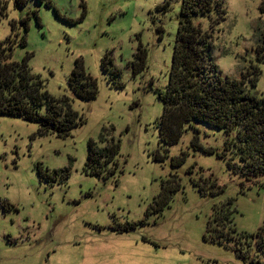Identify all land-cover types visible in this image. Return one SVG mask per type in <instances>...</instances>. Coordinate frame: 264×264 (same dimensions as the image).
<instances>
[{
	"label": "rangeland",
	"instance_id": "rangeland-1",
	"mask_svg": "<svg viewBox=\"0 0 264 264\" xmlns=\"http://www.w3.org/2000/svg\"><path fill=\"white\" fill-rule=\"evenodd\" d=\"M224 2L214 56L224 76L241 79L256 63L264 0ZM180 8L181 0H0V43L11 37L13 59L27 58L46 90L68 97L85 120L61 138L0 116V264H251L207 239L206 228L215 206L233 199L237 230L264 237V175L233 172L220 157L226 134L204 123L169 147L158 137ZM140 50L144 66L135 62ZM107 53L119 77L104 71ZM258 66L256 86L248 84L264 99ZM76 69L95 80V98L72 92ZM101 137L120 144L115 176L84 172L89 141L103 146ZM58 169L70 177L43 175Z\"/></svg>",
	"mask_w": 264,
	"mask_h": 264
},
{
	"label": "trees",
	"instance_id": "trees-1",
	"mask_svg": "<svg viewBox=\"0 0 264 264\" xmlns=\"http://www.w3.org/2000/svg\"><path fill=\"white\" fill-rule=\"evenodd\" d=\"M226 13L224 0H181L169 79L165 90L158 92L163 111L155 123L160 143L166 147L178 143L194 121L223 130L227 138L220 157L233 172L251 181L264 175V99L252 93L248 84L256 86L261 75L258 63L264 62V30L255 29L256 63H249L241 79L224 76L214 56V30ZM205 20L209 22L208 30L203 26ZM19 42L24 44L26 36ZM14 43L11 37L0 43V116L36 122L40 135L68 137L75 126L84 123V118L72 109L68 97L57 99L46 90L40 76L32 73L27 58L13 59ZM135 58L137 64L144 66L146 51L140 50ZM107 64L113 66L108 53L102 61L103 69L119 77L120 71L109 69ZM68 84L75 96L83 100L97 96L95 80L83 71H73ZM121 85L119 81L118 86ZM101 139L103 146L89 141L84 172L115 176L120 144L113 138ZM180 163L182 160L176 165ZM43 175L53 182L65 181L70 170L58 169ZM210 186L211 193L216 194V181H210ZM233 212V199L215 206L205 237L230 247L251 264H264L263 235L260 231L239 232Z\"/></svg>",
	"mask_w": 264,
	"mask_h": 264
},
{
	"label": "water",
	"instance_id": "water-1",
	"mask_svg": "<svg viewBox=\"0 0 264 264\" xmlns=\"http://www.w3.org/2000/svg\"><path fill=\"white\" fill-rule=\"evenodd\" d=\"M75 95V94H74Z\"/></svg>",
	"mask_w": 264,
	"mask_h": 264
}]
</instances>
